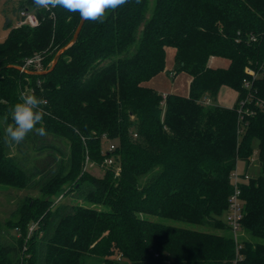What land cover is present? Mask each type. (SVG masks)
<instances>
[{
    "label": "trees",
    "instance_id": "1",
    "mask_svg": "<svg viewBox=\"0 0 264 264\" xmlns=\"http://www.w3.org/2000/svg\"><path fill=\"white\" fill-rule=\"evenodd\" d=\"M24 8L39 25L12 27L6 18L0 41V188L26 192L0 225V264H264V111L254 105L264 77L245 72L264 69V0H129L103 23L84 21L42 75L35 73L50 69L81 18L26 0L16 19ZM34 57L39 70H20ZM162 73L186 74L187 95L148 85ZM223 86L236 92L235 104H206ZM21 92L46 100L37 127L47 135L8 144L5 118L13 123ZM249 94L254 113L240 121ZM254 144L260 175L238 184L241 233L252 240L238 243L222 217L230 175L239 160L249 164Z\"/></svg>",
    "mask_w": 264,
    "mask_h": 264
},
{
    "label": "rangeland",
    "instance_id": "2",
    "mask_svg": "<svg viewBox=\"0 0 264 264\" xmlns=\"http://www.w3.org/2000/svg\"><path fill=\"white\" fill-rule=\"evenodd\" d=\"M26 0H0V41H3L8 33V30H6L3 26L4 20L7 18L12 23L11 26H15L16 23V16L13 14V11L18 8L21 2H25ZM218 61L217 67H223L222 65L226 64L225 61L220 59H215ZM214 61V62H216ZM212 65V64H211ZM173 66V50L168 49L167 50V60H166V67L168 70H171ZM154 82L156 84L154 85ZM188 76L184 73H180L177 75V77L172 80V77L169 73H162L155 79L151 80L148 85H151L152 87H155L159 91H165L166 93H174L179 95H187L188 92ZM213 100H209V104L216 105L213 103ZM210 105V106H211ZM85 170L92 174L95 177H101L103 176V169L96 166L93 163L86 162ZM236 172L239 176H245L243 178V182L247 181L248 179L257 178L260 175V165H259V154L257 151V145L254 144L253 146V154L249 161V164L247 165L244 161L239 160L237 162V168ZM26 194V192L22 191H15L14 189H2L0 188V225H3L6 219L9 217V215L14 211L15 206L17 205V198H21ZM29 198L38 196L36 192H30L28 193ZM69 200V197L66 196L65 198L59 197L55 199V203H61L66 202ZM224 219V215L222 217ZM156 221L166 223L169 225H175L180 227H188L187 224L182 222H175L168 219H159L156 218ZM209 231V230H208ZM213 231V230H210ZM214 232V231H213ZM219 234L229 235L230 233L227 231L218 232ZM247 238L249 240H252V238L246 234H241L238 236V239ZM88 263L85 264H96L92 261H87ZM121 264H129L126 261H123Z\"/></svg>",
    "mask_w": 264,
    "mask_h": 264
},
{
    "label": "clouds",
    "instance_id": "3",
    "mask_svg": "<svg viewBox=\"0 0 264 264\" xmlns=\"http://www.w3.org/2000/svg\"><path fill=\"white\" fill-rule=\"evenodd\" d=\"M128 2L129 0H33V5L37 10L44 9L49 12L61 8L69 13H78L81 20L103 23L110 12ZM44 104L46 100L34 93L21 92L18 101L11 107L13 123H7L5 118V142L20 144L33 131L39 136L47 135L44 126L37 127L38 124H43Z\"/></svg>",
    "mask_w": 264,
    "mask_h": 264
},
{
    "label": "built area",
    "instance_id": "4",
    "mask_svg": "<svg viewBox=\"0 0 264 264\" xmlns=\"http://www.w3.org/2000/svg\"><path fill=\"white\" fill-rule=\"evenodd\" d=\"M39 25V19L38 16L36 15V13L34 11H31L27 8H24L22 10H20L18 12L17 15V19H16V23L14 27H19V28H23V27H27L30 29H34ZM28 66H33L35 69H40V61L38 57H34L31 58L29 60H27L25 62V65L21 68V70H25V68H27ZM248 75H250L252 77V81L259 78V77H264V69L262 70L261 74L258 75L257 73H255L253 70L251 69H246L245 71ZM251 81L249 80H245L244 81V87L246 89H250L251 88ZM254 101L252 99V95L249 94L247 100H242L240 101L239 105V109H238V113L240 114L239 119L240 121L244 120L245 116H249L252 115L254 113L253 109H250L249 107H247V102H251ZM206 104H209V100H206L205 102ZM254 105L255 108H257L258 110L264 111V98L263 99H259V100H255L254 101ZM114 146L110 145L109 146V151L113 150ZM105 163L107 165H112L113 164V159L112 157L108 158L105 160ZM230 180L232 182L233 185V193L229 198V205H228V209L225 213L224 216V221L227 223V225L230 227V231L233 235V237L235 238L236 242H240V239H238V236H240L241 233V227H240V220L243 216V203L240 197V189L238 184L240 183V181L242 180L240 178V176L237 174L236 170L234 172L231 173L230 175ZM237 248L239 249L240 246L238 245Z\"/></svg>",
    "mask_w": 264,
    "mask_h": 264
},
{
    "label": "crops",
    "instance_id": "5",
    "mask_svg": "<svg viewBox=\"0 0 264 264\" xmlns=\"http://www.w3.org/2000/svg\"><path fill=\"white\" fill-rule=\"evenodd\" d=\"M214 61H216V60L212 59L210 61V65L212 64L213 67L219 66L218 65L219 62L218 61L214 62ZM222 66L226 67L227 63L222 65ZM155 84H156V82H154V85ZM160 92H163L164 94H166L165 91H160ZM236 98H237V94H236V92L234 90L223 86V87L220 88V90L218 92V95L216 97V100H214V104H216L217 106H220V107L230 108V107H232L235 104ZM224 216H225V214H224Z\"/></svg>",
    "mask_w": 264,
    "mask_h": 264
},
{
    "label": "water",
    "instance_id": "6",
    "mask_svg": "<svg viewBox=\"0 0 264 264\" xmlns=\"http://www.w3.org/2000/svg\"><path fill=\"white\" fill-rule=\"evenodd\" d=\"M83 24H84V20H80V22H79V24H78V26H77V28H76V30H75V33H74V35H73V38H72L70 44H69L68 46L62 48V49H61V50L55 55V57L53 58V61H52V64H51L50 69H49L48 71L36 72L35 74L42 75V74H46L47 72L53 70V68L55 67V65H56L57 62H58V59H59L60 55H61V54H62V53H63V52H64V51H65L70 45H72V44H74V43L76 42V40H77V38H78V35H79V33H80V31H81V29H82V27H83ZM20 70H21V69H20Z\"/></svg>",
    "mask_w": 264,
    "mask_h": 264
}]
</instances>
